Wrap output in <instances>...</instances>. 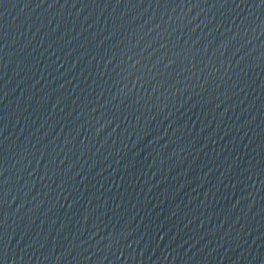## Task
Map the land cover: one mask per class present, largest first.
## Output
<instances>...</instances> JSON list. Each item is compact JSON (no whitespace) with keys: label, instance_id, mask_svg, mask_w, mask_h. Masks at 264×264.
<instances>
[{"label":"water","instance_id":"1","mask_svg":"<svg viewBox=\"0 0 264 264\" xmlns=\"http://www.w3.org/2000/svg\"><path fill=\"white\" fill-rule=\"evenodd\" d=\"M0 264H264V0H0Z\"/></svg>","mask_w":264,"mask_h":264}]
</instances>
